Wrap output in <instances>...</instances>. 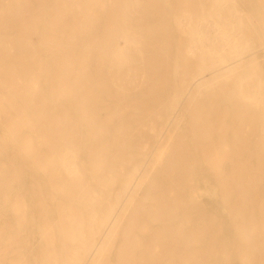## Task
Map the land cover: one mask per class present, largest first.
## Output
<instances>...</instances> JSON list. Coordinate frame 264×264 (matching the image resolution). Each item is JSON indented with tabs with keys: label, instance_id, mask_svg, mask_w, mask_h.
<instances>
[{
	"label": "bare ground",
	"instance_id": "1",
	"mask_svg": "<svg viewBox=\"0 0 264 264\" xmlns=\"http://www.w3.org/2000/svg\"><path fill=\"white\" fill-rule=\"evenodd\" d=\"M260 50L264 0H0V264H264Z\"/></svg>",
	"mask_w": 264,
	"mask_h": 264
},
{
	"label": "rangeland",
	"instance_id": "2",
	"mask_svg": "<svg viewBox=\"0 0 264 264\" xmlns=\"http://www.w3.org/2000/svg\"><path fill=\"white\" fill-rule=\"evenodd\" d=\"M259 56L264 63V50L259 51ZM201 196L203 200L212 208L220 207V194L214 188H206L202 191Z\"/></svg>",
	"mask_w": 264,
	"mask_h": 264
}]
</instances>
